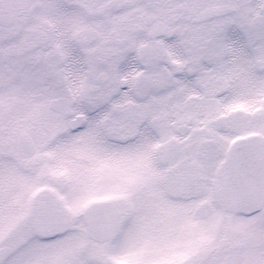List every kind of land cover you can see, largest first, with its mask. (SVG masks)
<instances>
[{"label":"snow or ice","instance_id":"1","mask_svg":"<svg viewBox=\"0 0 264 264\" xmlns=\"http://www.w3.org/2000/svg\"><path fill=\"white\" fill-rule=\"evenodd\" d=\"M0 264H264V0H0Z\"/></svg>","mask_w":264,"mask_h":264}]
</instances>
